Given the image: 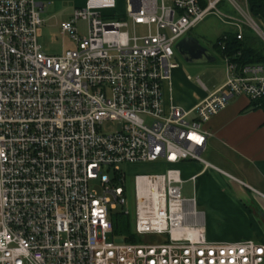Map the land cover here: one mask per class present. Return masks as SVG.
Returning <instances> with one entry per match:
<instances>
[{
    "label": "built area",
    "instance_id": "obj_1",
    "mask_svg": "<svg viewBox=\"0 0 264 264\" xmlns=\"http://www.w3.org/2000/svg\"><path fill=\"white\" fill-rule=\"evenodd\" d=\"M221 1L125 0L122 14L111 13L116 0H86L59 24L75 48L52 56L38 42L39 3L0 0V264H264L262 242L205 238L175 169L133 178L132 234L147 241L117 237L112 222L130 194L120 164L215 168L202 157L204 126L233 99L264 96V63L223 57L221 88L193 109L165 107L175 47L208 15L264 42L249 16L224 17Z\"/></svg>",
    "mask_w": 264,
    "mask_h": 264
},
{
    "label": "crops",
    "instance_id": "obj_2",
    "mask_svg": "<svg viewBox=\"0 0 264 264\" xmlns=\"http://www.w3.org/2000/svg\"><path fill=\"white\" fill-rule=\"evenodd\" d=\"M35 1L43 12L46 5L71 0ZM232 1L245 3L247 9L246 0ZM247 14L250 17L249 11ZM257 22L264 28V21ZM163 88L166 108H186L174 103L171 85ZM249 102L243 96L233 99L204 126L209 137L202 157L215 168L204 169L198 162H180L173 168L183 181L181 192L184 184H191L189 196L184 197L195 199L196 209L203 212L201 227L210 242L264 243V112L247 109Z\"/></svg>",
    "mask_w": 264,
    "mask_h": 264
},
{
    "label": "rangeland",
    "instance_id": "obj_3",
    "mask_svg": "<svg viewBox=\"0 0 264 264\" xmlns=\"http://www.w3.org/2000/svg\"><path fill=\"white\" fill-rule=\"evenodd\" d=\"M86 0H71L69 2H55L54 5H46V8L40 14L44 21L43 26L39 28L38 42L43 46L44 51L52 56L60 55L70 49L75 48L74 42L67 36L61 33L59 30V24L65 21H69L72 18L74 9L84 8ZM241 11L234 7L229 0H222L217 6V10L228 19L234 21L245 22V17H248V10L245 7V3L238 2ZM125 0H116V9L111 13L125 12ZM104 13L107 14V11ZM246 14V16H245ZM254 20V19H253ZM254 22L259 26L260 30L264 34V28L258 24L256 20ZM86 22L79 21L76 24L79 35L83 38L87 34ZM247 25L243 27V30ZM233 31L236 29L230 25L224 24L213 14L208 15L203 22L197 25L191 30L189 35L194 37L199 43L208 50L212 56L215 57V61L208 64L193 63L189 64L184 61L182 57L174 50V58L172 64L178 65L177 68L171 70V88L172 98L176 105L192 107L198 103V99H204L217 89L221 88L226 81V66L222 61L221 56L214 49L215 39L222 34L223 31ZM144 29L137 27L136 34L141 35ZM254 31V30H253ZM243 32V31H242ZM255 33V31H254ZM256 34V33H255ZM257 35V34H256ZM260 39V37L257 35ZM264 38V36L262 35ZM262 40V39H261ZM199 82L207 88V91L200 86ZM185 108V109H186ZM121 169L126 173V180L128 183V189L130 190L127 206L118 208L114 212L113 219L116 216L128 217L130 220V226L132 228V222L134 220V180L135 175H150V174H164L167 169H173L176 166L168 165L164 162H156L150 164H135V166H127L120 164ZM97 185V184H96ZM97 187H99L97 185ZM191 184H184L182 186L181 194L185 197L189 196L187 191H191ZM191 195V194H190ZM130 213V216L123 215L124 212ZM133 228L131 229L132 233ZM123 237V236H122ZM135 237V236H134ZM124 238V237H123ZM149 238L146 236L135 237V243H144Z\"/></svg>",
    "mask_w": 264,
    "mask_h": 264
},
{
    "label": "trees",
    "instance_id": "obj_4",
    "mask_svg": "<svg viewBox=\"0 0 264 264\" xmlns=\"http://www.w3.org/2000/svg\"><path fill=\"white\" fill-rule=\"evenodd\" d=\"M202 8L206 7V0H199ZM250 17L256 21H264V0H246ZM214 49L223 57L234 59L241 65H253L264 63V42L257 37L253 30L245 27L240 39H236V33H222L214 43ZM249 110H261L264 112V96L249 102ZM264 128V127H263ZM114 233L117 237H124L125 241L135 243V237L131 233L130 220L128 217L116 216L112 218Z\"/></svg>",
    "mask_w": 264,
    "mask_h": 264
},
{
    "label": "water",
    "instance_id": "obj_5",
    "mask_svg": "<svg viewBox=\"0 0 264 264\" xmlns=\"http://www.w3.org/2000/svg\"><path fill=\"white\" fill-rule=\"evenodd\" d=\"M176 53L184 59L186 63H203L208 64L215 61V57L212 54L203 48L200 43L191 37H184L178 41L175 47ZM118 243H122V240L118 239Z\"/></svg>",
    "mask_w": 264,
    "mask_h": 264
},
{
    "label": "bare ground",
    "instance_id": "obj_6",
    "mask_svg": "<svg viewBox=\"0 0 264 264\" xmlns=\"http://www.w3.org/2000/svg\"><path fill=\"white\" fill-rule=\"evenodd\" d=\"M151 192L153 193V195H156V193L153 190Z\"/></svg>",
    "mask_w": 264,
    "mask_h": 264
}]
</instances>
